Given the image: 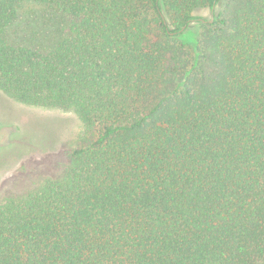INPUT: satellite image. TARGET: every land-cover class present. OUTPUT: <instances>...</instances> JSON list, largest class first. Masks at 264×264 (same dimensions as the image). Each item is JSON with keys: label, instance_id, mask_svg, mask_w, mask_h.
<instances>
[{"label": "trees", "instance_id": "1", "mask_svg": "<svg viewBox=\"0 0 264 264\" xmlns=\"http://www.w3.org/2000/svg\"><path fill=\"white\" fill-rule=\"evenodd\" d=\"M22 1L0 0V91L90 136L0 203V264H264V0H32L57 22L34 42Z\"/></svg>", "mask_w": 264, "mask_h": 264}, {"label": "rangeland", "instance_id": "2", "mask_svg": "<svg viewBox=\"0 0 264 264\" xmlns=\"http://www.w3.org/2000/svg\"><path fill=\"white\" fill-rule=\"evenodd\" d=\"M192 15L210 18L205 8L193 11ZM55 19L32 0H23L11 35L25 42L43 39L54 33ZM193 31L182 35L191 47L197 41L195 33H200ZM89 136L72 111L23 105L0 91V147L5 148L0 150V203L26 195L46 179L62 178L72 151ZM22 141L34 146L24 150L6 148Z\"/></svg>", "mask_w": 264, "mask_h": 264}]
</instances>
